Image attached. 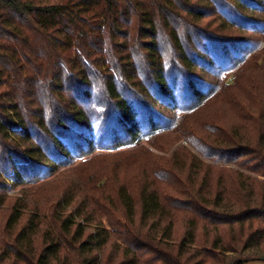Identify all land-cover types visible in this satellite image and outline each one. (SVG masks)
I'll return each instance as SVG.
<instances>
[{
    "label": "trees",
    "instance_id": "obj_1",
    "mask_svg": "<svg viewBox=\"0 0 264 264\" xmlns=\"http://www.w3.org/2000/svg\"><path fill=\"white\" fill-rule=\"evenodd\" d=\"M208 101L233 115L179 132L250 173L185 147L165 185L82 169ZM72 164L0 192V264L264 259V0H0V189Z\"/></svg>",
    "mask_w": 264,
    "mask_h": 264
},
{
    "label": "rangeland",
    "instance_id": "obj_2",
    "mask_svg": "<svg viewBox=\"0 0 264 264\" xmlns=\"http://www.w3.org/2000/svg\"><path fill=\"white\" fill-rule=\"evenodd\" d=\"M224 77L225 75L221 77V80ZM228 81H231V79H229ZM244 92L245 91H243V93ZM246 101L247 100L243 99V102L246 103ZM206 104L207 105H204L200 110L197 111L196 114L191 113V112L186 115L179 113L180 115H182L181 121L177 123L174 121V118H173V121L171 122L170 125H168V128L165 130L158 131V133L148 138H144L143 140L135 142L131 145H125V146H121L115 149L113 154H117L118 158H120V161H119L120 166H117L116 168H114V163H115L114 160L105 161V160L95 157V155H88L84 157L83 159L85 161L91 160L92 162L88 163L87 165H83L82 169L84 171H87L95 167H106L110 171L113 170V175L119 178V180L130 184L132 187H136L137 184L140 185V179L142 178H146V180L148 179V181L150 180L149 178H153L154 180L158 182V184L165 185L166 184L165 177L159 174L158 172L161 168L160 167L158 170V166L161 165V160L170 158L177 151L178 152L180 151V154L176 156L180 158H183V156H187L186 154H188V152L182 151L180 149L181 147H185L187 151L195 154L198 158H200L207 164H210L212 166H217V167L219 166L220 167L221 166L230 167L233 169H238V170L250 173L249 171L243 169V167L237 164L228 163L224 161L223 162L217 161L212 156L207 157L201 150H199V148L197 149L195 145L191 144L179 132V130L181 131L183 128H189L193 132L194 131L197 132L195 130V126H197L199 121L204 119L205 118L204 116H206L207 114L210 115V114H213V113L216 114V112H219L220 115H224L227 118L233 115V112H232L233 110L228 105H224L222 103H215L213 101H208V103ZM196 139L198 142L200 141L198 137ZM206 141L210 142V140H206ZM206 141L204 140L203 144L210 147L209 143H207ZM141 148L144 150L143 154H140L137 152V150ZM134 153H136V157ZM131 158L132 159L135 158V159L132 160ZM173 159H174L173 162L177 164L175 158ZM72 166L73 164L63 166L59 168L58 170H56L55 172H52L48 175L41 177V179H39L37 183H27V184H22L16 187H8L6 189H2V190L0 189V192L9 197H21L24 199L25 194H27L28 189L32 188L33 186L37 184H40V182H44L47 180L61 177V173L64 171H67L68 169H71ZM251 174L260 180H264V176L255 175L253 173ZM62 184L64 183H61V185ZM57 185L56 186L51 185L47 188L56 189ZM258 253L262 254L261 252H258ZM246 264H264V259H261V258L252 259L246 262Z\"/></svg>",
    "mask_w": 264,
    "mask_h": 264
}]
</instances>
